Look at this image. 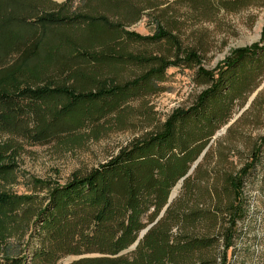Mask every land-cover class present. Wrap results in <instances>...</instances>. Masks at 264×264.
Instances as JSON below:
<instances>
[{"label":"trees","instance_id":"1","mask_svg":"<svg viewBox=\"0 0 264 264\" xmlns=\"http://www.w3.org/2000/svg\"><path fill=\"white\" fill-rule=\"evenodd\" d=\"M257 1L173 0L203 13ZM160 4L0 0V264H58L79 254L94 255L68 264H225L241 233L236 222L250 210L243 187L264 167V136L237 169L224 146L208 157L210 141L264 76V39L232 51L213 74L182 44L173 5ZM143 13L152 18L149 34L128 28ZM178 67L194 69L206 85L190 105L62 184L29 177L34 193L11 190L24 146L79 140L120 123L130 100L158 93L165 71ZM180 178L162 215L117 255Z\"/></svg>","mask_w":264,"mask_h":264},{"label":"rangeland","instance_id":"2","mask_svg":"<svg viewBox=\"0 0 264 264\" xmlns=\"http://www.w3.org/2000/svg\"><path fill=\"white\" fill-rule=\"evenodd\" d=\"M160 2V8L173 5L172 12L178 19L176 32L182 44L196 48L202 68L213 74L232 51L260 45L264 39V0L230 12L215 10L210 13L174 4L173 0ZM144 13L128 28L149 34L152 18ZM127 75V70L120 72L122 79ZM257 84L252 92L235 102L230 123L224 129L222 125L211 137L209 158L224 146L227 162L237 169L248 159L258 139L264 136V76L258 78ZM157 86L161 89L158 93L130 100L127 104L130 110L123 112L121 122L105 124L95 135L74 141L51 140L24 146L19 155L20 177L11 190L32 194V179L62 184L73 171H87L115 154L128 141L158 126L170 112L190 105L206 87L195 81L194 69L183 67L168 68ZM259 158L264 166L263 155ZM37 194L41 196L44 192ZM242 194L250 210L243 221L236 222L235 228L241 229V233L232 247L225 250V264H264V167L243 187ZM65 259H60L58 264H64Z\"/></svg>","mask_w":264,"mask_h":264},{"label":"water","instance_id":"3","mask_svg":"<svg viewBox=\"0 0 264 264\" xmlns=\"http://www.w3.org/2000/svg\"><path fill=\"white\" fill-rule=\"evenodd\" d=\"M55 1H62V0H55ZM230 121H228L224 125V127L222 129H224L228 125V123H230ZM203 153H204V150H202V152L199 154V156L196 158V160L192 163L190 169L201 158V156H202ZM190 169H189V171H190ZM181 179L182 178H180L177 181V183L172 187L171 191L169 192V194L167 196L166 203L163 205V207L161 208V210L159 211V213L156 215V217L154 218V220L151 223H149L147 226H145L142 230H140V232H139L138 236L135 238V240L126 249L121 250L120 252H118L117 255L133 249L134 246L137 244L139 238L144 234V232L150 227L151 224H153L162 215L164 209L166 208V206L168 205V203L170 202V200L172 199V197L175 195L176 190H177V188L179 187V185L181 183ZM92 255H94V254H79V255H74V256H67L66 259H65L64 264H68L70 261L75 260V259H79V258H82V257H88V256H92Z\"/></svg>","mask_w":264,"mask_h":264}]
</instances>
